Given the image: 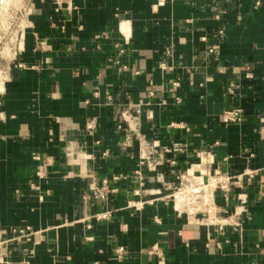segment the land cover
<instances>
[{"label": "crops", "instance_id": "crops-1", "mask_svg": "<svg viewBox=\"0 0 264 264\" xmlns=\"http://www.w3.org/2000/svg\"><path fill=\"white\" fill-rule=\"evenodd\" d=\"M41 2L0 105V264H264V0Z\"/></svg>", "mask_w": 264, "mask_h": 264}, {"label": "rangeland", "instance_id": "rangeland-1", "mask_svg": "<svg viewBox=\"0 0 264 264\" xmlns=\"http://www.w3.org/2000/svg\"><path fill=\"white\" fill-rule=\"evenodd\" d=\"M41 1L42 0H0V105L8 84L10 83L11 76L21 67L19 66V60L24 57V49L29 40L28 33L33 29L34 20L39 11L38 8L42 3ZM233 108L226 109L221 113L220 119L222 122H224V113ZM138 113V111L132 110L129 115L134 117ZM244 116L243 112L241 121H243ZM122 118L125 119L124 116ZM241 121H237L236 123H240ZM173 124H171V126L175 127V124L174 126ZM211 176H214V172ZM188 178L191 185L199 188V191L198 194H195L194 189L188 186L189 183L182 180L186 183L184 189H187V192L183 195V198L187 202L193 201L196 195L200 196L201 194L209 193L208 191H210V189H203L199 186L194 175H188Z\"/></svg>", "mask_w": 264, "mask_h": 264}, {"label": "built area", "instance_id": "built-area-1", "mask_svg": "<svg viewBox=\"0 0 264 264\" xmlns=\"http://www.w3.org/2000/svg\"><path fill=\"white\" fill-rule=\"evenodd\" d=\"M260 3H257V6H259ZM175 87H178V83L174 84ZM180 99L177 98V102H179ZM242 114L243 111L240 108H233L230 109L228 111H226L224 113V122L226 123H236L237 121H241L242 119ZM36 159L38 161H41L40 157H36ZM46 166H47V162L46 161H41V165L38 167V176L40 178H45L46 177ZM192 175H194V173H191ZM189 172L186 173V177H188V175H191ZM184 175L181 176V180L186 181L187 183H189V187L194 189V193L198 194L199 188H196L194 186L191 185L190 181H188L189 178H186ZM197 180V178H195ZM233 178L222 174L220 171H215L214 172V176H209L207 181H197L198 185L201 186L203 189H211V191H208V194L204 193L203 196V204H207V201H209V199H211L214 195V193L218 190H222V191H229L230 190V186L232 184ZM201 188V189H202ZM187 192V189H179L177 190V192L172 193L171 197L177 198L181 195H184ZM211 192V193H210ZM5 233V232H4ZM38 232H35V230H33L31 227H25L22 229H19L16 231L15 233V239H17V241H21L22 239H25L26 241H32L33 238L36 239V235ZM153 251H155V249H152ZM118 256L122 257L124 255V250L123 248L118 249ZM158 255L162 257V254L157 251Z\"/></svg>", "mask_w": 264, "mask_h": 264}, {"label": "bare ground", "instance_id": "bare-ground-1", "mask_svg": "<svg viewBox=\"0 0 264 264\" xmlns=\"http://www.w3.org/2000/svg\"><path fill=\"white\" fill-rule=\"evenodd\" d=\"M194 168H196V167H194Z\"/></svg>", "mask_w": 264, "mask_h": 264}]
</instances>
